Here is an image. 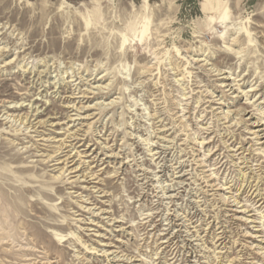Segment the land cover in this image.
<instances>
[{
  "label": "rangeland",
  "instance_id": "rangeland-1",
  "mask_svg": "<svg viewBox=\"0 0 264 264\" xmlns=\"http://www.w3.org/2000/svg\"><path fill=\"white\" fill-rule=\"evenodd\" d=\"M1 49L0 264H264V0H0Z\"/></svg>",
  "mask_w": 264,
  "mask_h": 264
},
{
  "label": "bare ground",
  "instance_id": "bare-ground-1",
  "mask_svg": "<svg viewBox=\"0 0 264 264\" xmlns=\"http://www.w3.org/2000/svg\"><path fill=\"white\" fill-rule=\"evenodd\" d=\"M4 49V48H3ZM0 51H2V49L0 50ZM12 61V60H11ZM16 62V61H15ZM9 64V63H8ZM2 69V68H1ZM220 73H221V71H220ZM222 74V73H221ZM240 77V76H239ZM71 78V77H70ZM72 78H73V76H72ZM75 79V78H74ZM73 80V79H72ZM76 80V79H75ZM80 80V79H79ZM98 81V80H97ZM63 82V81H62ZM78 82V81H77ZM70 85V84H69ZM70 87V86H69ZM57 88V87H56ZM228 88V87H227ZM232 90H234V88H231L230 89V91H232ZM254 90V89H253ZM71 91V90H70ZM242 91V90H241ZM244 91V90H243ZM250 91V90H249ZM237 92V90H235L234 92H233V94H235ZM245 92V91H244ZM44 94V93H43ZM83 95V94H82ZM86 95V94H85ZM83 96L82 98H81V100H80V104H83V101L85 100V99H90V98H88V97H86V96ZM248 95V94H247ZM41 96V95H40ZM227 96V95H226ZM252 96V95H251ZM67 100V99H66ZM38 102V101H37ZM35 104V103H34ZM39 103H37V105H38ZM78 104V103H77ZM228 105V104H227ZM33 107V106H32ZM38 107V106H37ZM43 107V106H42ZM42 107H38V109L36 110V112L37 113H39V111H40V109H42ZM73 107H76V109L74 110V112H75V114H74V117L72 116V117H70V119H69V123L67 124V125H65V124H56V127H58L60 130H65V127H67V128H70V125H74V127L75 126H77L76 125V123H78V125H81V124H79V123H81L82 121H85L86 119H89V116L88 115H86L87 114V112H89V110L91 109L90 107H86V106H81V107H77V105L76 106H73ZM46 111V110H45ZM32 112V111H31ZM37 115V114H36ZM226 115V114H225ZM39 117V116H38ZM37 117V118H38ZM7 118V117H6ZM184 118V117H183ZM35 119H36V117H35ZM50 123H52V121H50ZM260 123V122H259ZM54 125V124H53ZM52 125V126H53ZM65 125V126H64ZM258 127V126H257ZM70 130L68 129L67 130V132H69ZM264 132V131H263ZM255 135H257V138L259 139V141H261V138H260V133L259 132H257V133H255ZM79 136L80 135H78V134H75V136H70L69 137V139H73V141H79V143L82 141V140H80L79 139ZM51 140V139H50ZM50 140H47V142H50ZM72 141V142H73ZM204 142V141H203ZM155 144V143H154ZM75 145V144H74ZM204 145V144H203ZM202 145V146H203ZM262 145H263V143H262ZM235 146V145H234ZM66 148V147H65ZM232 150V149H231ZM65 152H62L61 154H58L59 156H57L55 159H53L52 160V162H57L58 164L57 165H61V164H65L64 165V167H63V171H62V173L64 172V170L68 167V164H69V160H68V162L67 161H65V162H62V163H60V161L62 160V158H64V156H62V154H64ZM76 153V152H75ZM233 154H235V153H233ZM239 154H240V152H239ZM78 156H79V154H78ZM240 159V158H239ZM203 161V160H202ZM50 163V162H49ZM56 165V166H57ZM207 165V164H206ZM208 166V165H207ZM69 171V169H67L66 171H65V173L66 172H68ZM212 172V171H211ZM215 172V171H214ZM61 173V174H62ZM65 173L63 174L64 175V177H65ZM219 173V172H218ZM60 174V175H61ZM215 176V175H214ZM212 179V178H211ZM223 188V187H222ZM253 194V193H252ZM226 198V197H225ZM229 198V197H228ZM228 198H226V199H228ZM237 200H238V198H237ZM236 200V201H237ZM229 201V200H228ZM264 203V202H263ZM262 203V204H263ZM241 203H238V205H240ZM254 207V206H253ZM244 211H245V209H244ZM249 211V210H248ZM262 213V212H261ZM256 214V213H255ZM243 218H245V217H243ZM263 218H264V216H263ZM248 221V220H247ZM261 224V226L264 228V222L262 221V223H260ZM220 229V228H219ZM223 232V231H222ZM194 233V232H193ZM258 234V233H257ZM249 235V234H248ZM200 238V237H199ZM259 238V237H258ZM170 241V240H169ZM221 243V242H220ZM263 244H264V242H262ZM225 246V245H224ZM251 248H252V246H250ZM260 247V246H259ZM219 248V247H218ZM255 249V248H254ZM263 250V249H262ZM223 257V256H222ZM217 258V257H216ZM234 259V258H233ZM232 262V261H231ZM234 263V262H233ZM48 264H50V263H48ZM231 264V263H230Z\"/></svg>",
  "mask_w": 264,
  "mask_h": 264
}]
</instances>
